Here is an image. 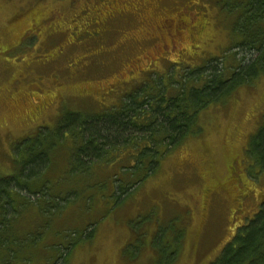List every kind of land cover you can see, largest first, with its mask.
<instances>
[{
  "label": "rangeland",
  "instance_id": "obj_1",
  "mask_svg": "<svg viewBox=\"0 0 264 264\" xmlns=\"http://www.w3.org/2000/svg\"><path fill=\"white\" fill-rule=\"evenodd\" d=\"M140 1L141 11L135 12V0H0V182L5 185L20 167L15 147L21 144L27 151V140L39 137V128H48L50 135L64 114L79 119L75 113H100L161 76L168 80L167 74L178 76L208 60L219 67L237 66L252 56L241 51L235 62L230 51L240 11L232 7L245 0H161L174 22L169 32L142 30L144 18L149 23L152 15L154 23L168 27L170 21L155 14L158 0ZM188 3L204 15L196 26L193 8L179 17ZM110 12L117 16L106 24L104 37L95 39L96 27L87 28V22ZM81 30L90 37L82 33L75 40ZM105 80L120 82L114 95L107 96ZM41 95H55L60 105L31 119L33 98ZM200 115L201 134L187 138L154 175L125 194H114L113 182L119 186L115 173L128 164L130 150L122 148L113 166L102 163L90 174L70 178L76 139L68 134L49 153L53 165L45 180L54 194H61L54 197L59 207L45 212L49 205L32 203L5 223L0 264L212 263L264 200V170L248 153L264 122V74ZM239 177L250 188V201L236 213L234 195L238 184H245L238 183ZM212 191L216 197L212 194L207 206L205 197Z\"/></svg>",
  "mask_w": 264,
  "mask_h": 264
},
{
  "label": "trees",
  "instance_id": "obj_2",
  "mask_svg": "<svg viewBox=\"0 0 264 264\" xmlns=\"http://www.w3.org/2000/svg\"><path fill=\"white\" fill-rule=\"evenodd\" d=\"M236 7L240 9L233 27L237 39L230 51L234 50L235 62L241 51L251 53L250 59L245 56L237 66L223 67L208 60L204 66L190 68L178 76L169 73L168 80L161 76L155 84L147 82L132 90L118 107L92 115L75 113L81 116L79 119H71V113L64 114L59 125L49 130L50 135L45 134L48 128H39L40 136L27 140V151L17 145L16 161L20 160V167L7 177L5 185L0 182V234L6 228L5 223L32 203L49 205V210L44 208L49 212L59 207L61 194H54L45 180L52 164L49 153L68 134L76 139L67 171L70 178L90 174L94 166L102 163L113 166L122 148L131 151L125 154L128 164L115 173L119 186L113 182L114 194L116 191L125 194L154 175L161 161L187 138L201 134L202 111L227 99L240 85L262 76L264 0L238 1L232 8ZM258 130L250 140L248 153L256 157L264 170V122ZM93 231L90 230L89 236ZM210 264H264V200Z\"/></svg>",
  "mask_w": 264,
  "mask_h": 264
},
{
  "label": "flooded vegetation",
  "instance_id": "obj_3",
  "mask_svg": "<svg viewBox=\"0 0 264 264\" xmlns=\"http://www.w3.org/2000/svg\"><path fill=\"white\" fill-rule=\"evenodd\" d=\"M135 1H137V2H135V4H134V7L136 8V10H135V12H138V11H141V9H140V7H139V5H138V3L139 2H141L140 0H135ZM159 1V4H158V6L156 7L155 5V14H157V15H161V16H163V18H166L167 19V21H170V23H169V26L168 27H166L165 26V24H157V23H154L153 22V15L151 16V19H152V21L151 20H149V21H151V22H149V23H147V20L144 18V22H142V26H143V29L142 30H144V31H146V32H148V30L149 31H155V30H157V29H161V32H164V31H166V32H169L170 31V29L171 28H173V26L172 25H174V22H172V20H171V18L170 17H172L171 15L170 16H166V12L165 11H163V10H167L166 9V7L165 6H161V0H158ZM151 4V3H150ZM188 6H186V4L185 5H183V6H181V12L179 13V17H181V15H183V14H190V9H192L193 11L194 10H196L197 12V16H194V18L196 19H194L193 17H192V19H191V21H193V26H196V25H198L199 23H198V21H197V19H199V21H202V17L204 16H202V17H200V14H201V9H200V7H199V9L200 10H198V9H196V7L193 5V3H188L187 4ZM143 12V11H142ZM117 16V14L114 12V13H112V12H110L109 13V15H107V16H105L104 18H102V15L99 17H97V18H95V19H91L90 21H88L87 23H89V25H87L86 24V27L87 28H89V27H96L95 29L93 28V31L96 33V36L94 37L95 39H99L100 37H104L103 35V33L106 31V29H107V27H106V24L107 23H109V22H111V21H113L114 20V18ZM200 17V18H197V17ZM196 22H195V21ZM146 21V22H145ZM174 21V20H173ZM154 25H156L155 27H153ZM172 26V27H171ZM181 26V24H178V27H180ZM100 28H101V30H100ZM166 29V30H165ZM77 31V30H76ZM82 31V30H81ZM182 32H183V30L182 31H180V33L182 34ZM82 33H83V35L86 37V36H88V37H90V34H89V31L88 30H84V31H82L77 37H74L73 36V34L71 33V36H73V38H75V40H78L79 39V37H81V35H82ZM134 32H128L127 34H126V36H128V37H132L133 35H131L130 36V34H133ZM197 34V32L195 33H193L192 34V36H191V38H193L195 35ZM37 36H38V39H39V34H38V32H37ZM70 44H75V43H77V42H75V41H70L69 42ZM103 47V46H102ZM190 47H195V48H197V46H194V44L193 45H191ZM104 50H106V48H104L103 47V52H104ZM195 53L197 52V51H194ZM58 53L59 54H61V52H59L58 51ZM161 56V55H160ZM161 57H163V56H161ZM49 58V57H48ZM48 58H45L44 60L45 61H48ZM51 58V57H50ZM166 60H167V58H165ZM105 64H106V60L104 59V67H105ZM155 64H157V63H155ZM172 64H174V65H179V64H182V62L181 61H177V62H175V60H173L172 61ZM134 72V69H133V71L131 72V73H133ZM106 81V92H107V96H109V95H114L117 91V88H118V84L117 83H120L119 81H117V82H114V83H110L108 80H105ZM131 81H125V82H123V84L124 85H127L128 83H130ZM46 95V94H45ZM54 97H55V95L54 96H52V97H50L49 99L48 98H46V97H43L42 95H41V98H38V99H35V98H33V104H34V106H35V108H34V110L30 113V118L32 119V117L35 115V113H37V112H44L45 113V111H51L52 109H57V107L60 105V101H61V99L59 100V101H57L56 100V98L54 99ZM44 102H49V104H50V106H47V107H45V109L42 107V105L44 104ZM38 105V106H37ZM238 180H241V183H245L244 182V179H243V177H239L238 178ZM239 186H237L238 187V189L236 190V192H235V200H234V203H235V201L237 202V207H236V213L237 212H240V211H244V209L242 208V207H245L246 205H248L249 204V198H250V193H249V189H248V187H246L245 185H246V183L244 184V185H242L243 187H241L240 186V184H238ZM212 194H213V198L214 197H216V193H215V191L213 192H211V193H209L208 195H206V197H205V199H208V202L206 203H204V204H206L207 206H209L210 205V202H211V196H212Z\"/></svg>",
  "mask_w": 264,
  "mask_h": 264
}]
</instances>
